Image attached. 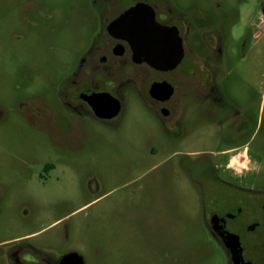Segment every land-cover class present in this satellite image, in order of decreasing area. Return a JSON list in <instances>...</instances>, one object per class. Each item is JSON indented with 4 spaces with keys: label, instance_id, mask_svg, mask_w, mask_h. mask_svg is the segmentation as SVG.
Here are the masks:
<instances>
[{
    "label": "rangeland",
    "instance_id": "rangeland-1",
    "mask_svg": "<svg viewBox=\"0 0 264 264\" xmlns=\"http://www.w3.org/2000/svg\"><path fill=\"white\" fill-rule=\"evenodd\" d=\"M230 1L239 11L217 79L230 123L217 124L224 121V109L214 115L207 104L190 100L181 125L170 127L179 137L164 138L163 124L130 91L123 114L112 125H52L44 140L30 135L24 143L8 131L0 133V153L1 146H11L30 155L28 168L13 178L19 201L6 206L0 217L2 235L39 234L58 243L61 253L76 249L92 264H230L204 211L219 184L217 175L264 189V0ZM69 39L63 33L57 44L61 60L70 54ZM50 54L46 49L40 63L47 96L60 61ZM20 58L14 56L12 75L22 83ZM189 65L185 57V70ZM7 67L1 55L4 102ZM196 68L185 73V86H200ZM6 117L13 118L10 112ZM54 130L60 136L55 140L50 137ZM236 146L250 148L257 169L234 175L249 166L242 149L230 153L229 160L220 152ZM231 158L233 171L225 169ZM43 161L55 163L56 169H44ZM14 163L21 166L20 160Z\"/></svg>",
    "mask_w": 264,
    "mask_h": 264
},
{
    "label": "flooded vegetation",
    "instance_id": "flooded-vegetation-1",
    "mask_svg": "<svg viewBox=\"0 0 264 264\" xmlns=\"http://www.w3.org/2000/svg\"><path fill=\"white\" fill-rule=\"evenodd\" d=\"M203 2L185 6L177 0H0V56L6 58L8 66L4 78L7 102L0 97V133L8 131L20 142L30 135L42 141L46 127L52 125H112L123 114L130 91L163 124L161 137H179L171 134L170 127L181 125L185 104L190 100L207 104L214 115L224 109V121L217 124H229L230 108L217 79L239 8L228 0ZM116 21L118 25H114ZM134 27L145 29L148 38H144L156 45L150 60L158 65H152L144 54L134 56L130 41ZM149 29L153 30L151 37ZM66 32L71 50L61 60L57 44ZM138 39L142 41V35ZM174 46L180 47L181 57L169 67L179 54ZM46 49L50 57L60 60L48 96L40 65ZM14 56L21 57L22 83L12 75ZM185 57L190 60L187 70ZM195 67L200 86H185V73ZM116 105L118 110L113 113ZM8 112L13 118L6 117ZM50 137L55 140L60 136L54 130ZM240 148L220 153L229 160L230 153ZM1 149L0 217L6 206L19 201L14 196L13 178L25 166L28 168L30 158L29 151L11 146ZM14 160H20L21 166ZM43 164L48 170L57 167L53 162ZM225 169L232 170L228 161ZM255 169H247L244 174L232 171L243 176ZM215 178L219 184L204 211L210 229L227 249L230 264H264V189L256 183L245 186L218 175ZM2 234L0 230V264H77L80 257L82 264H92L76 249L61 253L58 243L46 242L39 234ZM227 237L237 243L236 259L226 245ZM67 254L73 256L63 262Z\"/></svg>",
    "mask_w": 264,
    "mask_h": 264
},
{
    "label": "water",
    "instance_id": "water-1",
    "mask_svg": "<svg viewBox=\"0 0 264 264\" xmlns=\"http://www.w3.org/2000/svg\"><path fill=\"white\" fill-rule=\"evenodd\" d=\"M123 17L124 16H122V18ZM118 22L119 21H116L114 23V25H118ZM149 30H150L149 36L151 37V34H152L153 30H151V29H149ZM154 30H156V29H154ZM157 30L161 31L160 29H157ZM131 34H132V37L130 38V41H131V44H132V48L134 49V56L135 57H139L140 55L144 54V55H146L147 59L149 60V62L152 65H158L157 63H155V62L150 60V56L153 53V48H155L156 45L153 46V44H152V42L150 40L148 41V40L145 39V38H148L147 37L148 36L147 33H145V29L144 30H140V29H136L134 27L133 29H131ZM141 35H142V41H139L138 37L140 38ZM157 49H160V45L159 44L157 45ZM173 49L176 52L180 51V47H177V46H174ZM180 57H181V53L179 52L178 56L175 57L173 62L172 63L170 62L171 65L169 67L175 66L179 62ZM155 88H156V86L153 85L152 89H155ZM118 107H119V105H116L115 110L113 111V113H115V111L118 110ZM226 245H227V247L230 248L234 258L236 259L237 255H238V246H237L236 241L232 237H227ZM71 256H73V255L72 254H67L64 257L63 262L68 260ZM77 264H82L81 257L78 259Z\"/></svg>",
    "mask_w": 264,
    "mask_h": 264
},
{
    "label": "crops",
    "instance_id": "crops-1",
    "mask_svg": "<svg viewBox=\"0 0 264 264\" xmlns=\"http://www.w3.org/2000/svg\"><path fill=\"white\" fill-rule=\"evenodd\" d=\"M242 152L243 153V156L246 158V161H248L247 163L249 164V166H245L246 169H251V168H257L258 167V164L251 156L250 154V148L248 146H245V147H242ZM233 158V157H232ZM232 158L230 159V162L229 163V166H231V163H232Z\"/></svg>",
    "mask_w": 264,
    "mask_h": 264
}]
</instances>
